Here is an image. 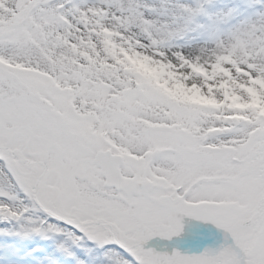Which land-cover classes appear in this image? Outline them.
Instances as JSON below:
<instances>
[{
	"label": "snow or ice",
	"instance_id": "snow-or-ice-1",
	"mask_svg": "<svg viewBox=\"0 0 264 264\" xmlns=\"http://www.w3.org/2000/svg\"><path fill=\"white\" fill-rule=\"evenodd\" d=\"M250 7L0 0V220L52 264H264Z\"/></svg>",
	"mask_w": 264,
	"mask_h": 264
},
{
	"label": "rangeland",
	"instance_id": "rangeland-1",
	"mask_svg": "<svg viewBox=\"0 0 264 264\" xmlns=\"http://www.w3.org/2000/svg\"><path fill=\"white\" fill-rule=\"evenodd\" d=\"M147 3L161 6L165 0H145ZM253 0H217L218 6L231 8L238 6L242 14H250ZM21 223L15 220H0V264H52L59 253L57 252V238H44L41 235L24 236L15 235L21 231ZM50 246L51 251L46 247ZM49 258H52L50 260Z\"/></svg>",
	"mask_w": 264,
	"mask_h": 264
},
{
	"label": "bare ground",
	"instance_id": "bare-ground-1",
	"mask_svg": "<svg viewBox=\"0 0 264 264\" xmlns=\"http://www.w3.org/2000/svg\"><path fill=\"white\" fill-rule=\"evenodd\" d=\"M46 248H47V249H49V251H50V252H52V251H51V247H50V246H47Z\"/></svg>",
	"mask_w": 264,
	"mask_h": 264
}]
</instances>
